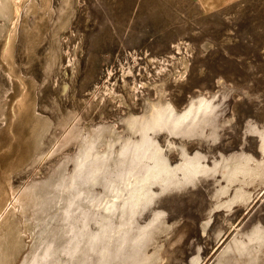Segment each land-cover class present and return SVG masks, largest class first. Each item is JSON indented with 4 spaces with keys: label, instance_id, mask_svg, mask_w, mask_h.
I'll return each instance as SVG.
<instances>
[{
    "label": "rangeland",
    "instance_id": "374dc122",
    "mask_svg": "<svg viewBox=\"0 0 264 264\" xmlns=\"http://www.w3.org/2000/svg\"><path fill=\"white\" fill-rule=\"evenodd\" d=\"M64 6L65 0H52L45 22L41 14L28 17L31 27L46 24L37 45L29 47L17 25L13 61L0 40V103H8L7 123L0 113V183L10 199L29 202L27 195L63 168L74 174L79 202L74 212L67 206L58 211L68 216L56 244L61 223L52 220L60 216L51 211L50 242L32 257L26 250L13 264H31L35 256L41 257L34 264H57V251L59 264H141L158 249L159 264H264V180L246 185L224 176L226 166L243 157L264 163V0H226L211 8L203 0H72L70 21L61 28ZM23 19L21 12L19 23ZM110 88L128 107L109 99ZM161 92L180 118L201 102L211 108L175 135L150 132L156 143L150 151L165 159L169 171L152 174L163 164L150 160L149 151L138 160L121 157L120 143L114 153L105 144L80 147L83 136L109 126L128 140L125 118L148 113ZM25 93L36 113L52 121L39 152L17 118ZM196 158L201 167L193 175L187 169ZM79 159L87 162L74 171ZM140 176L145 187L133 186ZM125 183L132 186L125 189ZM137 188L149 201L128 197ZM237 188L246 192L244 200ZM125 202L129 218L114 211ZM106 216L109 222L99 224ZM32 240L26 243L32 246Z\"/></svg>",
    "mask_w": 264,
    "mask_h": 264
},
{
    "label": "bare ground",
    "instance_id": "6f19581e",
    "mask_svg": "<svg viewBox=\"0 0 264 264\" xmlns=\"http://www.w3.org/2000/svg\"><path fill=\"white\" fill-rule=\"evenodd\" d=\"M51 3H52V0H0V40L3 41L2 43H4L5 56L7 57L8 60L13 61V59H14L13 54H14V50H15V46H16L17 35H18L17 34V25L18 24H21V26L24 30V35L27 38L26 42H27V45L29 47H32L33 45H37L39 43V41L43 35L42 29H44L46 24L44 23L41 27H38L37 25L34 24V26L31 27V26H29L27 19L30 15L36 17V15L41 14L40 17L45 22L47 20L48 16H51V13H52ZM71 5H72V0H65V6L62 10V16L60 17V27L61 28L65 27L68 24V22L70 21V17L72 15ZM21 12H24V19L21 23H19V16H20ZM187 67H188V62L184 61L183 62V68H184L183 72L186 71ZM167 76H168V74H167ZM108 90H109V94H108L109 99H111L112 101L118 100L121 105H125V106L128 105L124 96L118 95L112 88H110ZM163 97H164V92H161L160 100L157 103H152L150 111L148 113L143 114V116H140V115L135 116L134 114L133 115L131 114L127 118H125L126 128L130 132V138H128V140H124L123 138H119L118 130L116 129V127H110L109 126L107 129L94 130L92 133L90 132L85 137L83 136L82 140H81L80 147H82V149H83V147H85V148L90 147L93 149H97V148L99 149V146H101V144H105L106 149H108V152L110 151L109 153H112L113 149L115 148L114 146L120 143V146L123 148V150L121 151L122 155L120 153L121 157L125 154H128V155H130L129 160L130 159L131 160H138L139 158H137L135 156L141 157V155L143 153L146 154V152H148V151L152 152L150 150L156 144V143L153 144L154 141L152 142L153 138L151 137L150 132L152 133V132H156L160 129H163V130H166L169 135L170 134L175 135V134H177L176 129L181 128L184 125V123H186L188 120H194L195 121L196 118L199 116V114L205 113L210 108V105L207 102H204V103L201 102V103H199V104H202V105H200V108H195L196 106L192 107L190 110H188L180 118V114H176V111L175 112L173 111V106L170 103L166 102V100ZM33 98H35V97H33ZM7 111H8V103L3 101V103H0V113H1V117H2V120L4 121V123H7V116H8ZM9 111H10V109H9ZM17 116H18L17 118H19L21 120L20 123L22 122L25 125V127L29 128L30 135L32 136V139L35 143L34 148H35L36 152L42 151V147L44 145V139L52 127V121L50 120V118L36 113L34 101L31 99L29 93H25L23 95V97L21 99H19V109H18ZM63 120H65V119H63ZM67 123H68V121L66 119V122H64L63 124H67ZM74 131H75V129L73 127L72 130L68 134H72V133H74ZM107 135H108V140H106ZM184 135L187 136L186 133ZM79 136H81V135L78 132V133H76L74 138H78ZM131 136H134L135 139H136L135 136H139L140 138L137 140H135V139L133 140V137L131 138ZM262 147L264 150V139H262ZM140 150H142L141 154H140ZM113 153H114V151H113ZM117 154L119 155V153H117ZM79 156H78V158H79ZM111 156H110V158H111ZM112 158H113V156H112ZM197 159H199V158H196L195 161H193L192 163L189 161L191 163V164H189L190 168L185 167V168H189L187 170L192 172V174H193V172H197L199 170L198 166H200L199 165L200 162L197 161ZM76 160H74V164H76V162H77ZM122 160L121 161L118 160L119 162L116 161V163L117 162L122 163ZM150 160H154L155 164L157 162H160L161 165L163 164V167L158 168L157 171H155V170L153 172L151 171L152 174L160 173V172L167 170V164L164 161L165 159L161 158L157 154V152L154 151L153 156H152V158H150ZM79 161H78L79 163L76 165V170H74V171H77L79 168L84 166L83 164H86V162H87V160H86V162L84 160L83 161L84 163H82L81 159H79ZM261 163L262 162H257V163L252 162L251 158H249V157H243L239 160H234V162H232L230 164L227 163L228 165L226 164L227 165L226 166V173L224 176H226V180L230 183L238 181V182H240V183L242 182L246 185L251 184L252 182H254L256 180H264V166H263L264 163L263 164H261ZM123 165H124V162L122 163V166ZM65 167L66 166H64V168ZM144 169H145V166H144ZM125 170H126V168H125ZM121 171H123V170H121ZM167 171H169V170H167ZM186 171L185 172L182 171V173L183 174L187 173ZM60 172H61V174L58 173L57 176L52 177L48 182L44 183L43 187L41 189H39V191L37 193L32 192L31 194L27 195V200H29V202L22 200L19 196H16L15 198L10 199L7 195V192H6L7 190L5 189L4 183L3 184L0 183V264H13L26 250L29 251L28 257H32L31 255H37L38 253H40L43 250V248L50 242V240L48 239L50 234L53 231H55V228H53L55 225L53 227L51 225L54 224L55 222L56 223L60 222L61 224L58 223L59 225L56 226L57 227L56 235H55V237H53L54 239H52L53 243L56 244V242L58 240L57 236L59 235V232L66 225L64 223L65 222L64 218L66 216H68V215H66V212L59 214L58 211H60V209H62L61 208L62 206L63 207L67 206V207H69V209H72L79 204L77 197H76V192L78 189L74 187V185H75V183L73 181L74 174L72 173L70 175H66V173H65L66 169H63V168ZM179 172H180V170H179ZM120 173H122V172H120ZM120 173L119 174L117 173L116 175L117 176L119 175L120 178L124 179L123 178L124 176L121 177ZM173 175H174V173H173ZM185 175H187V174H184L185 178L188 177ZM155 176L156 175H154L153 177H155ZM119 177H118V179H119ZM173 177H175V175ZM148 178L145 179V181L150 180ZM172 178L170 180H172ZM187 180H189V179H187ZM143 181L144 180L140 176L137 183H134L133 186H135V184H138L140 186V185H142ZM171 182H173V181H171ZM176 183H178V182H176ZM165 185L167 186V183ZM130 186H132V185L131 184L129 185V183L124 184L125 189L126 188L128 189V187H130ZM142 186L145 187L144 184ZM238 189L239 188L236 189L235 195H237L238 197L244 196V197H242V200H244L246 192L245 191L241 192V190H238ZM144 191H146V190H144ZM114 193H116V192H113L109 196L110 199H111V197L113 198V196H114V198H116L115 197L116 195H114ZM144 193L139 191V189L137 188L133 192H131L129 195L127 193V195H128V197H131L132 200H134V202H137L139 200L144 199L145 195L147 196V194L143 195ZM48 194H49V196L50 195L51 196L48 199H45ZM66 194H68V195H66ZM122 196L125 197V195H122ZM127 198H125L126 201H127ZM122 199H119V200H122ZM145 199H144V201L148 200V199H146V200ZM115 202H116V200H115ZM118 202H121V201H118ZM151 202L152 201L150 200V203ZM28 203H30V204H28ZM84 204H85V202H84ZM67 207H65V208L67 209ZM126 207H127V203L125 202L121 206L120 209H119V206H118V208L115 207L114 211L116 209H118L117 211H119V213L121 215L125 216L126 218H129V217H127L128 213H127ZM84 208H86V205L81 206V209H84ZM74 209H72V211ZM51 211H54V214H57V215L59 214V216H60V218L58 220H56V218H55L56 221L52 220V221H54V223L53 222L51 223V221H50L52 219V216L49 214ZM134 212H135V210H134ZM115 214H116V211H115ZM73 215H75V214H73ZM117 215H118V213H117ZM70 216H72V215H70ZM107 216L104 217L99 224L103 225V223L106 220H108V222H109V218L106 219ZM80 217L81 216H79L78 218L80 219ZM83 217H85L84 214H83ZM86 218H87V216H86ZM113 218H116V217H113ZM67 220L69 221V219H67ZM118 220H119V222H122L123 221L122 216L119 215ZM87 226H88V224H87ZM102 228H103V226H102ZM36 230H38V231L36 232ZM97 234H99V233H97ZM67 236H68V234H67ZM30 237H33V240H34V244L32 246H29L30 243H29V245L26 243V239L30 238ZM89 237H90V235H89ZM86 243H88V242H86ZM89 246H88V249H86V250H89ZM51 247H54V246H52V244H51ZM56 247L59 249V245H57ZM34 251H37V253H34ZM153 253H154L153 256L151 255L152 257H149V256H148V258L146 257L147 260L145 259V261H143L141 264H159V261L160 260L162 261V258L160 256L161 254H159L160 253L159 249L156 251L154 250ZM57 254H58V257L56 258V260H58L57 264H59L62 256L59 255L58 251L55 254H53V256H55ZM40 257L35 256L33 259L31 258L32 261H30V263L31 264L36 263L37 259H39Z\"/></svg>",
    "mask_w": 264,
    "mask_h": 264
},
{
    "label": "crops",
    "instance_id": "0c3cea01",
    "mask_svg": "<svg viewBox=\"0 0 264 264\" xmlns=\"http://www.w3.org/2000/svg\"><path fill=\"white\" fill-rule=\"evenodd\" d=\"M206 7L211 8V7H217L226 2V0H203Z\"/></svg>",
    "mask_w": 264,
    "mask_h": 264
}]
</instances>
